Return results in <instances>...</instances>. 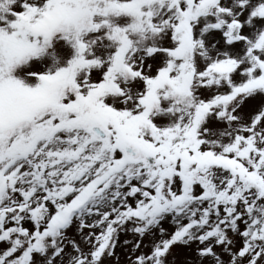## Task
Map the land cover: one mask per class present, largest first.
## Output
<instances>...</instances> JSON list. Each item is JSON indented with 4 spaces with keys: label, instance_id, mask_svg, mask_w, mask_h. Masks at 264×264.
<instances>
[{
    "label": "snow or ice",
    "instance_id": "6c2138e0",
    "mask_svg": "<svg viewBox=\"0 0 264 264\" xmlns=\"http://www.w3.org/2000/svg\"><path fill=\"white\" fill-rule=\"evenodd\" d=\"M0 264H264V0H0Z\"/></svg>",
    "mask_w": 264,
    "mask_h": 264
}]
</instances>
